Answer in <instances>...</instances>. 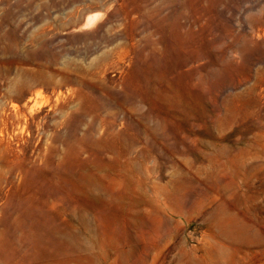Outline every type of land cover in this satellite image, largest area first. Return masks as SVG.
I'll use <instances>...</instances> for the list:
<instances>
[{"label": "rangeland", "instance_id": "1", "mask_svg": "<svg viewBox=\"0 0 264 264\" xmlns=\"http://www.w3.org/2000/svg\"><path fill=\"white\" fill-rule=\"evenodd\" d=\"M0 264H264V0H0Z\"/></svg>", "mask_w": 264, "mask_h": 264}, {"label": "bare ground", "instance_id": "2", "mask_svg": "<svg viewBox=\"0 0 264 264\" xmlns=\"http://www.w3.org/2000/svg\"><path fill=\"white\" fill-rule=\"evenodd\" d=\"M47 78L49 79V77H48V76H47V77H46V76H43V77H42V79H47Z\"/></svg>", "mask_w": 264, "mask_h": 264}]
</instances>
